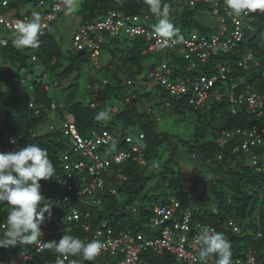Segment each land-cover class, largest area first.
<instances>
[{
    "label": "trees",
    "instance_id": "obj_1",
    "mask_svg": "<svg viewBox=\"0 0 264 264\" xmlns=\"http://www.w3.org/2000/svg\"><path fill=\"white\" fill-rule=\"evenodd\" d=\"M38 1L0 0V15L7 19L30 18L34 13L30 9L22 12V9L28 5L37 8ZM172 4H178L185 9L181 16L182 26L195 24L194 13L198 10L207 6L212 8V5L205 2H200L193 8L182 1L161 0V9L167 6L169 11ZM77 7L76 15L80 20L71 29L70 50L64 51L59 35L50 34L48 29L41 30L42 34L38 36L39 47L27 50L17 48L13 45L7 30L0 25V31L6 33V37L0 35V40L7 41L6 45L0 44V153L6 148L14 151L30 144L46 149L55 172L52 178L39 181L41 195L53 205L51 215L46 213L43 223L48 224L53 230L62 229L63 234H70L82 240L90 239L91 233L66 221L73 207L80 216L77 226L84 221L90 225L91 232L94 229L110 230L112 238L119 237L121 233H128L131 237L136 235L145 237L137 228L141 221L152 223L153 209L157 204H154L155 198L151 191L169 189L175 195L174 201L179 204L178 212L187 211L191 214L189 219L191 230L188 231L187 238L192 239L197 234L195 229L197 223L208 224L229 240L231 263L236 258L244 259L247 251H252L256 259L255 264H264V199L261 197L264 189V170L256 171V167L250 165V156H245L240 150L234 152L242 143V138L236 131L247 130L251 124L261 127L264 115L256 117V114L248 111L245 106L232 112L226 95L220 100L213 96L214 93L224 92L221 83L213 86L212 92L208 93V98L199 108L190 105L184 97L175 95V98H170L169 95L172 94L166 92L159 84L148 90L144 82L148 83L147 74L156 67V63L166 62L173 78L178 75L166 61L168 57L171 61L174 60L173 50L178 51L177 47L164 48V51L165 49L169 51V55L165 54L163 60L156 62L152 56L153 52H144L146 47L144 39L130 37L124 33L111 36L108 31H102L100 34L89 33V40L99 48L96 59L90 57L87 49L78 51L73 48L72 33L79 26L92 22L98 16H105L110 11L117 12L122 19H125V16L137 15L141 19L140 23L144 22L143 27L153 30L154 25L150 22L156 14L150 11L145 0H79ZM145 16L149 18L146 20ZM247 18H249L247 26L241 27L242 36L237 47L229 53L220 52V59L209 58L207 62L214 66V70L220 63L229 71L227 80L220 81L228 86L226 93L243 92L247 85L264 93V78L261 75L264 71V12L250 13ZM226 22L230 24V21ZM194 33L204 35L189 30L188 35L183 38H188ZM105 38L113 39V43L105 42ZM172 38L177 39L175 36ZM30 49L35 60L30 58ZM162 50L163 48L157 53H161ZM248 54H252L258 64L250 63L248 70L245 71L238 66V61ZM103 55L106 56L101 62ZM179 55L180 59L190 65L191 60L189 62ZM195 60L197 58L192 62L194 69L206 67L202 66L200 61L197 64ZM145 66L149 68L147 72H144ZM186 68L187 65L185 71ZM74 73L77 80L71 85L56 86L57 81H62ZM109 77L114 82L109 81ZM121 78L123 80L119 81ZM234 85H237L236 89L231 90ZM124 88L131 90L124 94ZM52 104L55 109L51 108ZM188 108L192 114L190 120L193 121L192 141L183 140L173 132L161 129L159 123L162 118L166 115L187 117L185 111ZM112 110L113 117L107 124H104V117L97 118L100 113ZM52 112L60 117V122L52 126L60 129L49 130ZM65 114L71 117V122L64 118ZM64 122L72 123L83 139L90 138L92 132L108 131L126 136L130 135L129 131L134 130L137 142H133L138 147L137 153L132 152V144L123 141L112 146L118 149V152L129 153L131 157L139 155L144 164H138V160L131 158L119 164L113 163L110 169L112 177L106 178L101 191H96L90 196L75 197L74 192H68L66 189L67 174H72L71 183H77L80 189L90 180L87 167L89 163L87 157L70 149L69 137L63 133ZM45 124L48 130L40 132V128ZM222 132L232 135L227 138L226 144L220 146L215 140ZM139 134L142 135L141 139L138 137ZM261 136V145L251 148L249 154L264 150V133ZM9 138L13 140L11 145ZM101 149L103 148H99ZM180 149L187 151L193 160L202 159L214 170V178L202 182L201 195L198 194V181L190 183L184 179L185 174L180 163L176 161ZM65 153L67 159L63 161ZM78 162H83L85 166L73 171L74 165ZM65 166L72 171L68 172ZM116 174L124 178L117 179ZM150 181L155 182L153 186L146 188ZM143 192L144 195L140 196ZM64 197H67L68 201L64 202ZM135 201L148 202L150 205L153 201L149 209L152 216L149 217L147 210L134 203ZM10 207L5 202L0 203V225L6 221V209ZM84 214L88 215L86 221L82 218ZM256 216L260 218L258 221ZM229 221L239 229V232H234L233 226H228ZM67 228L71 230L67 232ZM3 231L5 230L0 229V233ZM257 231L261 233L260 238L255 237ZM63 234L56 236L54 233H48L45 242H58ZM30 247L24 245V250ZM6 249L0 247L1 259L5 264H10V255L7 256ZM56 255L58 253L53 249H48L33 254L29 264H44L47 260L52 261ZM147 256L148 254L142 255L146 264H159V258L164 259L166 262L164 264H176L168 253L164 256L151 255L149 258ZM11 257L17 259L18 256ZM208 257L217 259L215 254H209L202 258L203 261ZM73 259L78 260L79 264H118L120 254L103 253L97 263L94 259L83 260L79 255L69 256L65 264H70Z\"/></svg>",
    "mask_w": 264,
    "mask_h": 264
},
{
    "label": "built area",
    "instance_id": "obj_2",
    "mask_svg": "<svg viewBox=\"0 0 264 264\" xmlns=\"http://www.w3.org/2000/svg\"><path fill=\"white\" fill-rule=\"evenodd\" d=\"M182 1L185 5L189 7H195L200 2H205L212 5V16L215 18L216 22L220 25V30L218 33L211 36L192 34L188 38L168 39V43L162 44L160 41L164 38L158 37L154 34L153 30L136 25L139 18L137 16L126 17L125 19L120 18L119 14L116 12H110L105 18H97L92 22H87L84 25L79 26L71 35L73 48L75 50L87 49L90 52V57L96 59L99 55V48L91 40H89V33L108 31L111 36H116L118 34L124 33L129 36H139L147 42V50L149 52L157 53L161 48H178L179 54H181L185 60H191L190 65H187L186 70L190 71L193 68V59L197 58L201 63H207L209 58L213 57L215 54L229 53L233 51L242 36L241 27L243 25L244 18L246 15L240 17H234L229 14V9L224 3V0H177ZM44 0H39V4L42 5ZM4 5V2H3ZM222 8V12H220ZM61 10V4L54 3L51 8V13L41 20V23L45 26L46 22L51 21L54 15ZM222 13V14H221ZM222 16H220V15ZM30 20L28 17H23L20 19H7L0 15V25L5 30L15 32V25L17 21H27ZM226 21H230V24ZM229 26V27H228ZM1 45H5L4 40H0ZM32 53V50H30ZM31 60H35V56L31 54ZM251 60V56H245L239 63L238 66H243L244 69L248 68V62ZM218 73L213 76H199L194 83H192L189 78L170 81L168 75L170 70L165 62L161 63L155 68L153 72L149 74V78L159 84L162 88H165L170 94L176 95L178 97L187 96L186 101L193 105L194 107H201L206 98H208V93L211 92L214 84L218 81H226L227 76L225 75L226 68L224 65L218 63L216 66ZM189 84L190 86H187ZM238 85V84H237ZM237 85L231 87V90L236 89ZM227 96L230 109L235 112L239 107L245 106L248 111H252L256 114V117H262L264 115V93L260 94L252 89H244L243 92L234 94L230 93H214L216 100H220L223 96ZM52 109H55L54 104L51 105ZM262 126L259 127L255 124H251L247 130H237L236 134L240 135L242 138V143H240L239 148H235L234 152L240 150L245 153V156H250L253 165H258L260 159L257 153L249 154L251 148L260 146L262 143V134L264 133V122L262 121ZM63 133L69 137L70 149L74 152L80 153L84 157L88 158V176L89 182L86 186L78 188L77 183H71L73 178L72 174L68 173L65 183L68 192H74L75 197H85L90 196L96 191H101L106 183L107 177H112L110 170L111 165L119 164L122 161L131 158L132 160H138V164H144V161L139 155L132 156L125 152L119 151L112 156L111 159L108 158V153H103L104 157L101 158L97 154L99 148L104 150L112 145H117L121 141L123 143L132 144V152L137 153L138 147L133 142V139L126 135L124 137L119 136V133H111L108 131H102L101 133L92 132L91 137L88 139H83L78 134L75 126L72 123H63ZM60 129L50 126V130ZM232 134L227 132H222L220 136L216 138V142H219L220 146L226 144L227 138ZM142 135H139V139ZM13 140L9 138V144L11 145ZM11 152L9 148H6L3 153ZM68 152V151H66ZM66 154V153H65ZM67 159V154L63 156V161ZM83 162H78L74 165L73 171L80 170L84 167ZM65 169L69 172L68 166ZM258 169V167H257ZM115 178L122 179L120 174H116ZM114 192V191H113ZM264 199V197H263ZM64 201H68L67 197H64ZM1 203V202H0ZM179 207L178 202L171 201L170 204L166 205H155L153 209L154 217L152 220L153 226L160 227V236L155 239H147L141 235H136L131 237L128 233H121L119 237L112 238L110 230L94 229L92 232L90 230L89 224L81 223L80 228L88 233H91V238H85L87 240L99 239L104 247L97 255L99 257L103 253H109L110 255L120 254L123 256L122 262L120 264H144L141 260V254L144 252H152L157 254H162L163 252H169L177 260H182L184 262H193L195 257L193 251L200 248V243L197 240V236L203 228L198 225L196 228V235L192 238L188 247L186 246L185 234L191 228L188 225L189 222V212L179 214L177 209ZM264 209V205H263ZM10 208L6 209L8 215ZM70 216L66 219L69 223H74L75 227L80 219L79 212L72 208L70 209ZM83 219H88V215L84 214ZM7 221V219H6ZM6 221L0 225L1 230H5ZM64 222V220H61ZM229 225L232 223L229 222ZM67 232L71 229L67 228ZM41 231L43 233L40 242L30 244V248L23 250L20 255L15 259L10 258V264H29L32 260L33 254H39L47 248L42 247V243L45 242V237L48 233H54L56 236L63 234L62 229L53 230L48 224L43 223L41 225ZM179 233V234H178ZM59 255V254H58ZM57 255L54 259L47 260L44 264H55ZM251 260V259H249ZM66 261V260H65ZM0 264H5L0 255Z\"/></svg>",
    "mask_w": 264,
    "mask_h": 264
},
{
    "label": "clouds",
    "instance_id": "obj_3",
    "mask_svg": "<svg viewBox=\"0 0 264 264\" xmlns=\"http://www.w3.org/2000/svg\"><path fill=\"white\" fill-rule=\"evenodd\" d=\"M174 2H177V0H174ZM54 3L61 4V10L54 15V18L51 21L46 22V25L44 26L41 23V20H43L44 17L51 13V8ZM145 3L149 6L151 12L163 17L156 25L153 26V32L156 36L164 38L160 41V43L166 45L168 43V39L174 36H178L179 30L176 29L168 19L167 6L161 9V0H145ZM224 3L229 9V14L234 17L246 15L245 18H247L248 14L250 13H255L258 11L264 12V0H224ZM77 6L78 5L76 4L75 0H44V3L42 5H40L38 1V9H42L43 7H45L43 13H34L33 16L30 17V20L27 21H17L15 25V32L7 30L11 40H13V45L17 48H26L25 50L29 48L39 47L38 36L42 34L41 30L48 29L50 25H52L56 21L57 17L61 15L65 8L66 14H70L76 11ZM110 12H108L105 16L96 17L95 20L97 18H105ZM126 17L127 16H125V18ZM137 17L139 18V16ZM147 18L149 17H144V19L146 20ZM245 18L243 21V25L245 24ZM140 20L141 19L139 18L136 25H140ZM130 37L141 38L139 36ZM179 39L182 40L183 37H179ZM3 40L7 43L5 39ZM145 44L146 47L144 49V52H147L148 50L146 41ZM30 50L29 54H32L30 53ZM248 55L251 56V60H249L248 62V68L250 63L258 64V61L254 59L252 54ZM243 58L244 57L239 59L238 63ZM159 65H157L156 67H158ZM239 67H242V69H244L243 66ZM155 68L149 71L147 74V78L149 79L147 81L148 83L146 84V82H144V85H146L148 90L154 85H157V83H155L152 78L148 77L149 74L155 70ZM248 68L244 70L246 71L248 70ZM214 72L218 73V70L215 69ZM200 75L204 76L203 74ZM225 75L228 77L230 75L229 71L226 70ZM261 75L264 78V71L261 72ZM168 78L172 82H177V80H179L175 78L173 80L171 71L168 75ZM188 78L192 80L190 77ZM218 82L220 81L217 80L215 84H217ZM246 88L252 89L262 94V92L253 89L250 85L245 86L244 89ZM184 98L187 99V96H184ZM105 116L106 113H100L97 118L100 119ZM119 136L124 137L125 135L121 136V134H119ZM257 155L260 159L258 165H253L251 159L250 165L256 167V171H262L264 170V150H261L259 153H257ZM54 172V165L49 159L46 149L36 144H30L26 147L19 148L8 153H0V202H5L11 206L7 215L5 231L0 233V247L7 248L10 246H15L17 244L30 245L36 242H40L43 235L41 231V225L44 222L45 214L47 213L49 216L51 215V208L53 205L51 201L46 200L41 195V186L39 181L52 178L54 176ZM261 197H264V189ZM170 201H174V199ZM40 205H42V207H40ZM72 208L73 207H71V209ZM190 218L191 216H189V219ZM259 219L260 218L256 216V220L258 221ZM83 222L84 221H82V223ZM188 225L191 228L190 220L188 222ZM198 225H201L203 228L197 236V240L200 243V248L192 252L195 257V261L187 263L182 260H177L173 256V254L169 252H163L162 254L144 252L140 256L141 260L144 264H146V260L142 258V255L151 254L154 256H164L168 253L173 257L175 261L179 262L180 264H255L256 259L252 251H247L246 257L244 259L236 258L231 263V244L229 240L225 238L224 234L215 231L212 226L203 223H197L195 229ZM228 226H233V231L239 232V229L233 223L231 225L228 224ZM76 227L80 226L76 225ZM187 234H185V244L188 247L192 239L187 238ZM158 236H160V230L156 237L150 239H155ZM255 237H261L260 231L256 232ZM145 238L149 239V237L146 236ZM42 247L53 249L56 253L59 254L57 255L55 264H65V260H67L69 256L77 255L81 256L83 260L91 261L94 259L95 262H98L101 255L99 257H97V255L103 249L104 245L99 239H93L90 242H85L84 240L74 237L70 234H63L62 238L58 242L52 241L42 243ZM196 253H200L201 259L207 257L209 254H215L217 259L214 260L212 257H208L205 261H203L202 259L201 263L199 258L196 256ZM122 259L123 256L120 255L118 264L122 262ZM70 264H79V261L73 259L70 261Z\"/></svg>",
    "mask_w": 264,
    "mask_h": 264
},
{
    "label": "rangeland",
    "instance_id": "obj_4",
    "mask_svg": "<svg viewBox=\"0 0 264 264\" xmlns=\"http://www.w3.org/2000/svg\"><path fill=\"white\" fill-rule=\"evenodd\" d=\"M76 4L78 5L79 0H75ZM180 5V3H179ZM78 8V7H77ZM76 8V11H77ZM31 10L32 13H43L45 10V7H43L42 9H38L36 7L33 6H25L22 9V12H26L27 10ZM76 11L70 14H66V9L61 13V15H59L56 19V21L50 25V27L48 28V31L50 32V34L53 35H59V37L62 40L63 43V49L65 50H70L71 48V41H70V32H71V21L73 20L74 26L76 25V23L78 24V20H80L79 17H77L76 15ZM185 9L184 7H180L175 4H172L170 10L168 11V19L169 21L174 25V27L176 29L179 30L178 32V36H175V38L179 39V37H186L188 35L189 30L191 32H199L201 34L204 35H208L211 36L213 34H216L219 32L220 30V26L216 23L214 17L212 16V8L210 6H207V8H203L202 10H198L197 12H195L194 14V18H195V24L191 25V26H182V22H181V16L184 13ZM68 18L69 22L64 23V21ZM163 17L161 15L156 14V17H154V19L150 22V24L152 25H156L160 19H162ZM249 18H245V24L244 26H247V22H248ZM67 21V20H66ZM140 25H143L144 22L141 21V23H139ZM73 26V25H72ZM151 26V25H150ZM96 33V34H100ZM6 33L4 31H0V35H2L3 37H6L5 35ZM106 37V36H105ZM104 40V38H103ZM102 40V42H103ZM113 39H106L105 38V42H110L113 43L112 41ZM115 41V40H114ZM144 46V44H143ZM146 46V44H145ZM145 48V47H144ZM166 54V56L169 55V51L167 49L164 48L162 50L161 53H153V59L157 62L159 60H163V56ZM106 55H103L102 60H104ZM173 61L170 60V58H166V61L172 66L173 69H175L178 72V75L174 76L175 79H179L181 80L183 77L188 78L190 77L192 79V83H194L196 81V79L199 77L200 74H205L208 76H213L215 74L214 72V66L209 65L208 63H202V66H206V67H197L196 69L192 68L189 72L185 71V66L188 65L187 62H184L182 59H180V55L178 53L177 50H173ZM215 57H217L218 59L221 58V54L220 52L215 54L213 57H211L210 59H214ZM197 64L199 63L198 60ZM155 62V63H156ZM104 64V63H103ZM159 64V63H158ZM156 63V66L158 65ZM145 70L144 72H147V70L149 69L148 66L144 67ZM85 72H89L87 70H85ZM205 72H208L209 74H206ZM98 76V73H97ZM100 76H102V74L100 73ZM186 76V77H185ZM109 81L111 80V82H114V80L109 77ZM173 78V80H174ZM75 80H77V75L74 73L73 75H71L70 77L62 80V81H57L56 82V86L59 87H64V86H68L71 85ZM123 80V78L118 79ZM223 91L226 92V90H228V86H226L224 83L222 82H218ZM187 86H190L189 84H187ZM97 87V86H96ZM131 90V88H124L123 89V93L127 94L129 93ZM153 90V89H152ZM166 92H168L167 90H165ZM212 92V91H211ZM170 98H175V95H169ZM146 107V106H145ZM178 107H180V104H178ZM189 108L185 111L187 115V117L184 116H170V115H166L165 118H162V121H160L159 126H161V129H167L169 130V132H173L174 135H177L178 137H181L183 140H187V141H192V137H193V125L191 124L193 121L190 120L192 118V114L189 113ZM114 110L106 113V116L104 117V124H107L111 118L113 116H111L113 114ZM66 120L71 122V117L68 114H65L64 117ZM157 119H159L157 117ZM263 121V119H262ZM60 122V117L58 116V114L52 112V114L50 115V124H49V130H50V126L53 125H57ZM45 126L43 125V127L40 128V132H45L48 130L45 128ZM121 133V131H120ZM124 133V132H123ZM130 136L133 138L134 141L137 142V137L135 135V131L133 130V132L129 131ZM121 135H123L121 133ZM101 152V153H100ZM107 152L108 153V158L111 159L112 156L114 154H116L118 152V149H116L113 146H110L109 148L105 149H101L98 151V154L100 155L101 158L104 157L103 153ZM178 159L176 160L177 162L180 163L181 165V169L183 170V173L185 174L184 179H186V181H189L190 183L193 182H197L199 183V190H198V194L201 195L202 193V182H207L208 180H211L212 178H214V170L211 169V166L208 164H205L202 159H196L193 160L191 159L190 155L188 154L187 151H185L184 149H180V151L177 154ZM212 161V159L209 161V163ZM210 168V169H209ZM155 181H150L147 187H151L153 186ZM154 195L155 201L154 204L156 203L157 205H162V204H169V201L171 199H176L175 195L173 194L172 191H170L169 189H165V190H160V191H151V195ZM144 195V192L140 195L142 196ZM140 200V199H139ZM134 203L144 207L145 210H147L148 216L151 217L152 214L149 213V209L151 207L148 202H143V203H139V201H135ZM137 223H139V221L137 220ZM138 231H140L143 235H145L146 237L149 238H154L156 237V235L158 234L160 227L159 226H153L152 223H149L147 221H141V223H139V227L137 228ZM132 232H134L132 230ZM24 250V245H15V246H10L7 247L6 251H7V256L10 255L11 256H19L20 253ZM151 255L148 254L147 258H149ZM196 256L199 258L200 262L202 263V259L200 256V253H196ZM109 258V257H108ZM107 257H103V259H108ZM102 259V260H103ZM157 259V258H156ZM155 259V260H156ZM176 264H180L179 262L175 261ZM99 263H102L101 261H99ZM159 264H164L166 263L164 261V259H160L158 261Z\"/></svg>",
    "mask_w": 264,
    "mask_h": 264
},
{
    "label": "crops",
    "instance_id": "obj_5",
    "mask_svg": "<svg viewBox=\"0 0 264 264\" xmlns=\"http://www.w3.org/2000/svg\"><path fill=\"white\" fill-rule=\"evenodd\" d=\"M66 20H67V21H66ZM66 20L64 21V23L69 22L68 18H67ZM69 23H70V22H69ZM74 23H75V22L72 20V21H71V24H70L72 29L75 27V26H74ZM78 23H79V20H78ZM76 24H77V23H76ZM72 25H73V26H72Z\"/></svg>",
    "mask_w": 264,
    "mask_h": 264
}]
</instances>
